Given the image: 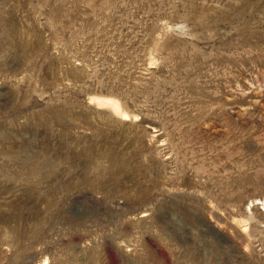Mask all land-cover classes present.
<instances>
[{
  "label": "rangeland",
  "instance_id": "1",
  "mask_svg": "<svg viewBox=\"0 0 264 264\" xmlns=\"http://www.w3.org/2000/svg\"><path fill=\"white\" fill-rule=\"evenodd\" d=\"M0 264H264V0H0Z\"/></svg>",
  "mask_w": 264,
  "mask_h": 264
}]
</instances>
